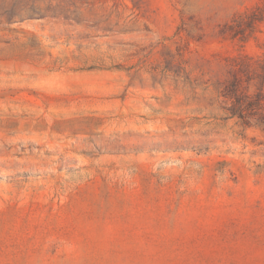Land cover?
Here are the masks:
<instances>
[{
	"label": "rangeland",
	"instance_id": "rangeland-1",
	"mask_svg": "<svg viewBox=\"0 0 264 264\" xmlns=\"http://www.w3.org/2000/svg\"><path fill=\"white\" fill-rule=\"evenodd\" d=\"M263 59L264 0H0V264H264Z\"/></svg>",
	"mask_w": 264,
	"mask_h": 264
},
{
	"label": "trees",
	"instance_id": "trees-1",
	"mask_svg": "<svg viewBox=\"0 0 264 264\" xmlns=\"http://www.w3.org/2000/svg\"><path fill=\"white\" fill-rule=\"evenodd\" d=\"M241 68L244 70L239 72H246V74L255 70L256 78L260 81V88L254 94L240 92L239 77L235 76L224 89V96L231 101L230 116L241 121L250 118L264 125V59L257 62L255 66L243 62Z\"/></svg>",
	"mask_w": 264,
	"mask_h": 264
}]
</instances>
